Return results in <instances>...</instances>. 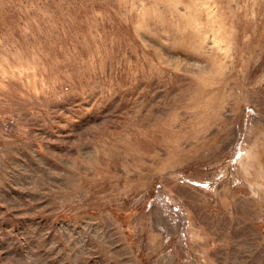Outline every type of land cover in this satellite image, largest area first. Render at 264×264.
<instances>
[{"label":"rangeland","instance_id":"rangeland-1","mask_svg":"<svg viewBox=\"0 0 264 264\" xmlns=\"http://www.w3.org/2000/svg\"><path fill=\"white\" fill-rule=\"evenodd\" d=\"M0 264H264V0H0Z\"/></svg>","mask_w":264,"mask_h":264}]
</instances>
